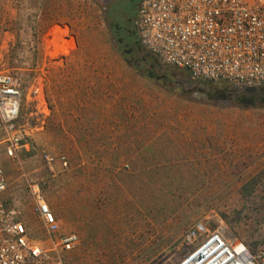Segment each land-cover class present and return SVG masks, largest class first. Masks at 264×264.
Returning <instances> with one entry per match:
<instances>
[{
  "label": "rangeland",
  "instance_id": "374dc122",
  "mask_svg": "<svg viewBox=\"0 0 264 264\" xmlns=\"http://www.w3.org/2000/svg\"><path fill=\"white\" fill-rule=\"evenodd\" d=\"M113 1L0 0V71L24 87L19 120L40 125L25 96L29 85L41 79L51 109L42 127L32 133V151L20 150L12 160L0 145V165L8 181L0 200L19 214L34 238L45 239L32 214L28 189V183L36 181L56 216L59 233L78 234L79 245L65 256L66 264H174L187 251L182 243L185 232L200 221L225 227L252 254L263 256L264 161L249 156L243 139L249 130L264 131V104L246 106L214 97L216 91L240 92L239 88L194 81L185 71L164 66L141 51L156 60L150 62L159 68L157 77L165 75V82L142 77L145 98L137 100L144 108L160 103L154 116L162 122L149 125L153 134L161 132L160 151L152 153L150 147L146 154L115 156L112 170L96 171L80 169L94 156H74L63 168L58 158L64 155L40 146L35 135L52 115L45 61L100 47L117 54L133 70L114 38L115 31L110 30L111 36L106 30L110 21L105 13ZM119 19L122 28L133 30L124 13ZM42 24L54 25V31L48 35ZM89 31L95 39L87 35ZM51 33L56 36L53 41ZM150 62L144 66H151ZM138 114L141 120L144 115ZM129 127L130 122L124 124V129ZM240 135L241 142L236 139ZM41 152L54 156L49 166Z\"/></svg>",
  "mask_w": 264,
  "mask_h": 264
},
{
  "label": "built area",
  "instance_id": "2783aa9c",
  "mask_svg": "<svg viewBox=\"0 0 264 264\" xmlns=\"http://www.w3.org/2000/svg\"><path fill=\"white\" fill-rule=\"evenodd\" d=\"M135 34L141 48L160 64L185 71L194 81L239 89L264 87V0H140ZM25 101L37 111L32 125L19 114L24 95L16 78L0 71V145L7 158L30 152L32 133L51 109L41 82L28 87ZM49 166L50 152H41ZM63 168L68 162L58 158ZM8 181L0 165V196ZM32 214L45 239L30 233L19 214L0 200V264H66L79 245L77 233L59 234V223L36 181L28 183ZM182 243L184 255L174 264H264V255L248 248L221 225L196 222Z\"/></svg>",
  "mask_w": 264,
  "mask_h": 264
},
{
  "label": "crops",
  "instance_id": "0c3cea01",
  "mask_svg": "<svg viewBox=\"0 0 264 264\" xmlns=\"http://www.w3.org/2000/svg\"><path fill=\"white\" fill-rule=\"evenodd\" d=\"M44 25L42 29L48 28V35L54 31V25ZM89 30H92L91 26ZM89 32L87 35L94 38L95 33ZM55 37L51 33L50 41ZM45 66L52 115L40 133L35 135L42 148L55 149L58 154L66 156L68 163L77 155L94 156L92 162L86 164L88 166L82 163L78 168L90 167L96 171L112 170L115 156L146 154L150 147L154 149L152 153L160 151L161 143L157 141L161 132L153 134L154 128L149 127L153 123L159 126L162 122L160 116H154L160 111V103L145 108L138 105V98H145L146 82L124 66L117 54L100 47L69 51L61 60L45 61ZM137 107L140 108L139 117L144 115L141 120L136 114ZM127 122H130V127L124 129ZM247 133L243 145H248L249 156L264 161V131L249 130ZM241 135L236 138L240 142ZM70 215L77 219L72 213Z\"/></svg>",
  "mask_w": 264,
  "mask_h": 264
},
{
  "label": "flooded vegetation",
  "instance_id": "af4514ba",
  "mask_svg": "<svg viewBox=\"0 0 264 264\" xmlns=\"http://www.w3.org/2000/svg\"><path fill=\"white\" fill-rule=\"evenodd\" d=\"M109 10V9H108ZM108 10L105 13L106 19L108 15ZM114 27V38L117 41L118 44H121L123 47L124 55L126 56L125 61L128 64H136L139 67H142V65L147 63V58L141 54V49L138 46L137 42L132 39L131 33L129 29L127 28H119L117 26L109 25L106 26V30L108 33L111 34L112 28ZM120 30H123V36L119 35L121 33ZM127 41V42H125ZM150 69L152 66H149ZM156 80H165L164 75H161L159 77H156ZM248 90H240V92H236L231 89H223L221 91H216L214 93V97L222 98L225 101L232 102V101H238L241 104L243 103H252V105H255L256 103L264 104V87L263 88H247ZM212 96V95H211ZM210 96V97H211Z\"/></svg>",
  "mask_w": 264,
  "mask_h": 264
},
{
  "label": "trees",
  "instance_id": "16d2710c",
  "mask_svg": "<svg viewBox=\"0 0 264 264\" xmlns=\"http://www.w3.org/2000/svg\"><path fill=\"white\" fill-rule=\"evenodd\" d=\"M140 0H138L136 3H134V0H114L109 7L108 10V15H107V21L109 22L110 25L113 26H117L119 28H122L121 24H120V15L124 13V15L126 16V20L129 22V25L133 26V30H130L131 33V37L133 40H135L138 44V46L140 47L142 52H146L145 50H143V48H141V46L139 45L137 38H136V34H135V28H134V21H135V17H136V12H137V8L139 5ZM125 3H128L127 5ZM117 13H120L119 16H117ZM112 30L114 31V27L112 28ZM147 58V63L150 61L155 62L156 60L150 57H147L146 55H143ZM151 59V60H150ZM152 63V62H150ZM146 65V64H144ZM144 65H142V67L137 66L136 64H130L129 66L134 70V72L136 74H138L140 77L146 78V79H156L158 73L155 72V69H159L157 68V66H155L152 63V68L150 69V67H145ZM159 67V66H158ZM165 77V75H164ZM165 82V80H160Z\"/></svg>",
  "mask_w": 264,
  "mask_h": 264
},
{
  "label": "water",
  "instance_id": "95a60500",
  "mask_svg": "<svg viewBox=\"0 0 264 264\" xmlns=\"http://www.w3.org/2000/svg\"><path fill=\"white\" fill-rule=\"evenodd\" d=\"M190 83H192V82H190ZM242 90L244 91V90H248V89H247V88H244V89H242ZM244 104H245L246 106H253L251 102H250V103H244Z\"/></svg>",
  "mask_w": 264,
  "mask_h": 264
}]
</instances>
